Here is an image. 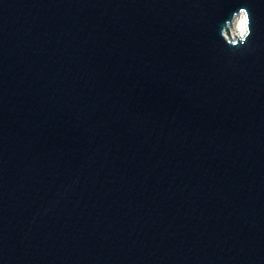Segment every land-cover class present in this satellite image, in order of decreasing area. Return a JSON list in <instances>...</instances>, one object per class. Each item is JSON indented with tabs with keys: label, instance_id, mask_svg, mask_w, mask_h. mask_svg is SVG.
<instances>
[{
	"label": "water",
	"instance_id": "water-1",
	"mask_svg": "<svg viewBox=\"0 0 264 264\" xmlns=\"http://www.w3.org/2000/svg\"><path fill=\"white\" fill-rule=\"evenodd\" d=\"M0 264H264V0H0Z\"/></svg>",
	"mask_w": 264,
	"mask_h": 264
},
{
	"label": "clouds",
	"instance_id": "clouds-1",
	"mask_svg": "<svg viewBox=\"0 0 264 264\" xmlns=\"http://www.w3.org/2000/svg\"><path fill=\"white\" fill-rule=\"evenodd\" d=\"M219 36L222 40V50L230 54L248 50L251 47L252 17L246 6L233 10L220 25Z\"/></svg>",
	"mask_w": 264,
	"mask_h": 264
}]
</instances>
